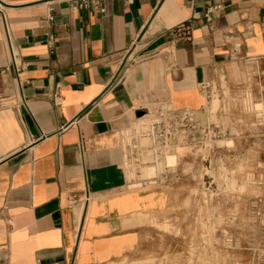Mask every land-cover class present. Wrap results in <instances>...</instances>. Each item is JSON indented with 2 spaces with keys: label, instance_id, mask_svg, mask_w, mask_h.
Here are the masks:
<instances>
[{
  "label": "crops",
  "instance_id": "obj_1",
  "mask_svg": "<svg viewBox=\"0 0 264 264\" xmlns=\"http://www.w3.org/2000/svg\"><path fill=\"white\" fill-rule=\"evenodd\" d=\"M3 1L25 69L19 81L0 22V264L132 253L170 188L130 187L121 131L149 101L201 110L203 82L264 69V0L58 1L51 23L44 0Z\"/></svg>",
  "mask_w": 264,
  "mask_h": 264
},
{
  "label": "rangeland",
  "instance_id": "obj_2",
  "mask_svg": "<svg viewBox=\"0 0 264 264\" xmlns=\"http://www.w3.org/2000/svg\"><path fill=\"white\" fill-rule=\"evenodd\" d=\"M244 68L236 85L209 83L194 128L170 122L156 134L167 147L146 165L155 167L153 177H142L147 167L127 153L130 187L168 186L170 201L149 218L143 244L107 264H264V69ZM144 111V124L164 121L159 101ZM169 156L175 161L166 167Z\"/></svg>",
  "mask_w": 264,
  "mask_h": 264
},
{
  "label": "built area",
  "instance_id": "obj_3",
  "mask_svg": "<svg viewBox=\"0 0 264 264\" xmlns=\"http://www.w3.org/2000/svg\"><path fill=\"white\" fill-rule=\"evenodd\" d=\"M58 1L67 2L70 8L74 10L87 9L96 12H101L105 4V0H44L45 4L47 5V13L44 18L45 21L49 23L53 21V4ZM125 1L127 3L133 2V0ZM8 11V5L3 0H0V22H2L4 27L5 39L8 45L11 63L14 66L16 77L20 81L21 75L25 69V65L21 58L20 49L15 43V37L9 23ZM55 41L56 37L53 34H48L46 43L50 47H54ZM208 86L209 82H203L201 84V90L203 91V93L207 91ZM159 102L162 104V108L166 113L164 121L160 118L155 119L150 124L140 123V118L149 115L146 114L144 109H142L141 111L143 112V115L135 116L136 122L133 123L132 129L121 131V147L123 151L124 161L128 152H135L137 154V158L135 159V161L137 162L138 166L143 165L147 167L146 165L155 163V154L157 153V151L164 150L167 147V143L162 146L160 144V141L156 142V134L162 135L163 131L164 133H166L168 131V128L165 129V126L170 122H186L188 125L194 128L196 126L197 112L201 111L204 108L203 107L201 110L175 109L171 106V104H169L168 101ZM143 140H145L144 143ZM166 167L168 166L166 165Z\"/></svg>",
  "mask_w": 264,
  "mask_h": 264
},
{
  "label": "bare ground",
  "instance_id": "obj_4",
  "mask_svg": "<svg viewBox=\"0 0 264 264\" xmlns=\"http://www.w3.org/2000/svg\"><path fill=\"white\" fill-rule=\"evenodd\" d=\"M147 117H143L140 118L139 121H143L142 123L144 124V122L146 121ZM145 142V140H143V143ZM175 161V157L174 156H169L167 159V163L169 164L168 167ZM155 175V167L154 166H147V168H145V170L142 173V177L145 178H151Z\"/></svg>",
  "mask_w": 264,
  "mask_h": 264
},
{
  "label": "water",
  "instance_id": "obj_5",
  "mask_svg": "<svg viewBox=\"0 0 264 264\" xmlns=\"http://www.w3.org/2000/svg\"><path fill=\"white\" fill-rule=\"evenodd\" d=\"M136 115L137 116H141V115H143V112L142 111H139Z\"/></svg>",
  "mask_w": 264,
  "mask_h": 264
}]
</instances>
